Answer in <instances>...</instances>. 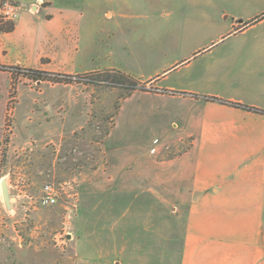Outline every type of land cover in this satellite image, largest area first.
Here are the masks:
<instances>
[{"label":"crops","instance_id":"obj_1","mask_svg":"<svg viewBox=\"0 0 264 264\" xmlns=\"http://www.w3.org/2000/svg\"><path fill=\"white\" fill-rule=\"evenodd\" d=\"M14 1L0 68L146 86L120 101L98 192L181 212L180 264H264V0Z\"/></svg>","mask_w":264,"mask_h":264},{"label":"rangeland","instance_id":"obj_2","mask_svg":"<svg viewBox=\"0 0 264 264\" xmlns=\"http://www.w3.org/2000/svg\"><path fill=\"white\" fill-rule=\"evenodd\" d=\"M0 70L11 74L7 85L0 74V264H180L181 212L169 207L165 218L141 193L95 188L111 164L104 141L126 86L107 80L113 72L74 83ZM48 184L53 205L43 204Z\"/></svg>","mask_w":264,"mask_h":264},{"label":"built area","instance_id":"obj_3","mask_svg":"<svg viewBox=\"0 0 264 264\" xmlns=\"http://www.w3.org/2000/svg\"><path fill=\"white\" fill-rule=\"evenodd\" d=\"M21 7L18 2L14 0H0V29L6 25L17 21L20 17ZM54 80L59 82H74V83H83L87 82L89 79L86 75H65L61 73L51 74ZM160 143L158 139L154 141V148L152 153L156 152V146ZM45 196L43 197V204L53 205L57 202L55 195V190L52 185L45 186Z\"/></svg>","mask_w":264,"mask_h":264},{"label":"trees","instance_id":"obj_4","mask_svg":"<svg viewBox=\"0 0 264 264\" xmlns=\"http://www.w3.org/2000/svg\"><path fill=\"white\" fill-rule=\"evenodd\" d=\"M13 69V68H12ZM28 72H31L32 74V78L38 80V81H43V79L41 78H44L43 75H48L44 72H40V71H28ZM110 72H113L114 75H107L109 81L111 80H114L113 82H115V84H118L120 86H126V95L123 97H127L129 96L130 94H132L134 91L136 90H145L146 89V86L144 83H142L141 81L137 80L136 78L130 76V75H127L121 71H117V70H114V71H105V73H110ZM102 74V73H101ZM100 74V75H101ZM37 77V78H35Z\"/></svg>","mask_w":264,"mask_h":264},{"label":"water","instance_id":"obj_5","mask_svg":"<svg viewBox=\"0 0 264 264\" xmlns=\"http://www.w3.org/2000/svg\"><path fill=\"white\" fill-rule=\"evenodd\" d=\"M1 187H2V191H3L5 203H6L7 207L9 209H11V207H12L11 201H15V199L10 197V189H9V186H8V183L6 180L1 181Z\"/></svg>","mask_w":264,"mask_h":264}]
</instances>
